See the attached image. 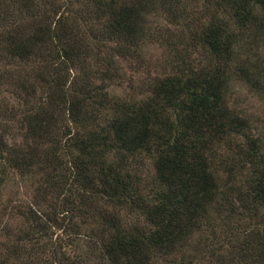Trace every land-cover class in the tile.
Here are the masks:
<instances>
[{"label": "trees", "instance_id": "obj_1", "mask_svg": "<svg viewBox=\"0 0 264 264\" xmlns=\"http://www.w3.org/2000/svg\"><path fill=\"white\" fill-rule=\"evenodd\" d=\"M193 1L189 18L184 0H0V84L25 108L9 118L19 145L0 126V215L28 229L0 264L42 250L46 264H264V145L230 106L234 78L264 99V0ZM178 24L205 65L173 48L174 74L144 98L111 95L117 60L174 47ZM11 180L32 194L8 212Z\"/></svg>", "mask_w": 264, "mask_h": 264}, {"label": "rangeland", "instance_id": "obj_2", "mask_svg": "<svg viewBox=\"0 0 264 264\" xmlns=\"http://www.w3.org/2000/svg\"><path fill=\"white\" fill-rule=\"evenodd\" d=\"M76 8L83 10V5L76 0H71ZM193 0H184V5L187 6L190 16L193 18L196 14L197 7L193 4ZM82 7V8H80ZM153 26L159 24L165 26L168 23V18L165 13H159L155 18L151 17ZM174 34H181V37L176 40L174 47H170L168 43L162 38H154L151 41L146 40L139 47V56L128 59L117 60V77L110 83V94L125 101H134L144 98L150 90L151 83L155 77H166L172 75L175 72L173 68L175 62V56L172 51L173 48L179 49L188 61L196 60L199 67L204 66L203 62H199L200 51L192 48L190 41L191 35L182 30V24L172 26L171 28ZM167 37V34H166ZM264 51V48H263ZM262 51V52H263ZM200 56V57H199ZM264 56V55H263ZM198 68V67H197ZM16 80V77H13ZM230 106L241 116L247 123L249 130V136L254 139H259L264 145V99L257 96L248 85L233 79L231 86ZM15 86L12 80H9L7 85L0 84V126L5 125V129L10 131L14 138L10 137L11 143L16 146L22 142V137L16 135L17 125L9 118L13 116L15 112L24 111V107L14 106L16 99ZM7 102V104H4ZM241 139H237L234 143L235 147L242 144ZM135 168L140 172L142 178L150 184L155 177L154 167L150 161H146L142 167L136 165ZM24 183H20L16 180H11L7 184V188L3 191V202L5 204L9 202L8 210L15 204L28 203L31 200L32 190L30 186H24ZM9 212V211H8ZM214 218L218 216L213 213ZM234 226L241 227V223L237 221V218L233 220ZM18 223V222H17ZM131 225L132 223L129 222ZM20 225H16L15 222L8 218L7 213L0 215V247L8 245L15 239L21 238L23 231L28 229H19ZM53 240H58L60 237L63 239L61 230H55ZM77 239V240H70ZM85 238H78L68 236L64 237L63 241L68 244L67 249L87 252L90 246L82 244ZM76 243H80L78 246H73ZM3 244V245H1ZM50 259V254L45 253L42 250L41 254L32 257V264H46Z\"/></svg>", "mask_w": 264, "mask_h": 264}]
</instances>
